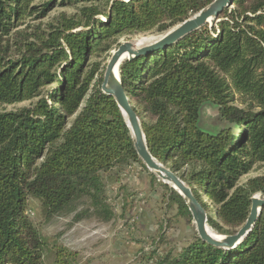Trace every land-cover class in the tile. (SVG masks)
Segmentation results:
<instances>
[{
    "label": "trees",
    "instance_id": "trees-1",
    "mask_svg": "<svg viewBox=\"0 0 264 264\" xmlns=\"http://www.w3.org/2000/svg\"><path fill=\"white\" fill-rule=\"evenodd\" d=\"M33 1L0 0V105L34 99L0 110V264H74L77 253L50 243L28 217V199L39 201L46 219L115 218L109 186L133 165L147 168L119 107L101 91L108 52L122 36L164 34L212 0ZM55 4L76 12L49 30L17 29ZM119 76L151 155L191 189L209 228L234 234L251 196H264V174L239 183L264 163V0H233L210 26L124 59ZM207 107L215 108L214 131L199 126ZM159 184L166 202L192 219L182 196ZM159 263L264 264V207L235 246L195 235Z\"/></svg>",
    "mask_w": 264,
    "mask_h": 264
},
{
    "label": "rangeland",
    "instance_id": "rangeland-1",
    "mask_svg": "<svg viewBox=\"0 0 264 264\" xmlns=\"http://www.w3.org/2000/svg\"><path fill=\"white\" fill-rule=\"evenodd\" d=\"M39 1L34 0L32 5H39ZM74 12V6L55 4L44 17L37 18V12H34L17 29L27 33L49 30L50 24L57 25L61 14L70 16ZM161 36L156 32L122 36L108 53L111 54L123 41L138 42L142 46ZM33 101L0 105V110L29 106ZM214 110L205 108L199 120L200 128L216 130L212 120ZM148 172V169L133 165L121 175L119 182L109 186L108 195L115 218L108 222H101L95 217L72 222V214H58L46 219L41 214L39 201L31 197L26 213L50 243L56 240L77 253L74 264H165L159 262L166 253L175 256L197 233L192 219L180 215L175 204L166 202V190L159 184L161 180L156 177V181H153ZM261 174H264V163H257L250 172L240 177L239 183ZM202 198L208 205V213L215 216L207 196L203 195ZM51 260L52 256L48 255L46 262Z\"/></svg>",
    "mask_w": 264,
    "mask_h": 264
},
{
    "label": "water",
    "instance_id": "water-1",
    "mask_svg": "<svg viewBox=\"0 0 264 264\" xmlns=\"http://www.w3.org/2000/svg\"><path fill=\"white\" fill-rule=\"evenodd\" d=\"M232 2L233 0H212L198 12L162 34L159 39L145 45L139 46L138 42L129 40L121 42L111 52L106 62L100 86L101 91L112 96L119 107L130 130L133 147L138 158L158 179L168 184L182 196L191 214L197 236L207 244L224 248L235 246L250 232L264 207V196L258 193L251 196L249 214L245 222L234 234L220 235L210 233L206 223L207 212L194 197L191 189L174 172L155 159L148 150L141 122L121 83L119 64L124 59H132L138 55L147 54L152 50L163 48L204 25L210 26L213 20L218 18L222 10L229 7Z\"/></svg>",
    "mask_w": 264,
    "mask_h": 264
},
{
    "label": "bare ground",
    "instance_id": "bare-ground-1",
    "mask_svg": "<svg viewBox=\"0 0 264 264\" xmlns=\"http://www.w3.org/2000/svg\"><path fill=\"white\" fill-rule=\"evenodd\" d=\"M208 231H209L210 233L217 234V233L214 232L211 228H208Z\"/></svg>",
    "mask_w": 264,
    "mask_h": 264
}]
</instances>
